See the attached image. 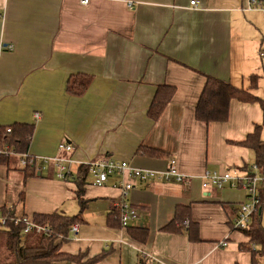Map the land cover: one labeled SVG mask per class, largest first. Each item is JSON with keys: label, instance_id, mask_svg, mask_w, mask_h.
Instances as JSON below:
<instances>
[{"label": "crops", "instance_id": "0c3cea01", "mask_svg": "<svg viewBox=\"0 0 264 264\" xmlns=\"http://www.w3.org/2000/svg\"><path fill=\"white\" fill-rule=\"evenodd\" d=\"M248 6V0H0V126L32 124L30 156L69 155L72 173L106 156L155 171L175 159L186 179H130L127 200L137 217L122 227L115 178L101 186L89 178L79 213L75 183L57 179L53 165L27 177L18 159L0 162V212L80 216L78 231L69 229L60 245L80 261L53 264H89L102 252L95 264H251V251L241 247L249 238L232 228L244 190L203 188L202 175L253 163L252 151L238 142L255 124L263 125V137L262 108L231 99L227 120L208 124L194 113L207 76L247 87L257 74L254 92L264 99L263 15ZM79 73L90 84L82 95L69 94L68 78ZM161 84L174 92L153 120L147 109ZM63 142L71 153L58 149ZM186 206L179 230H163ZM129 226L145 228V241L133 238Z\"/></svg>", "mask_w": 264, "mask_h": 264}, {"label": "trees", "instance_id": "16d2710c", "mask_svg": "<svg viewBox=\"0 0 264 264\" xmlns=\"http://www.w3.org/2000/svg\"><path fill=\"white\" fill-rule=\"evenodd\" d=\"M259 76L252 74L249 77V85L247 87L236 86L227 81L217 79L212 76L206 77V82L195 106V118L198 121L208 124L210 122L226 121L228 117L229 102L236 99L241 102L259 103L263 111L264 124V99L257 95L254 91L257 89ZM90 78L86 74L71 75L68 78L66 90L72 95H82L90 84ZM174 92V87L161 84L156 88V92L147 109V115L156 120L162 114L164 108L169 103ZM10 128V132H7ZM33 125L27 123H14L9 126H0V148L9 145L18 153H27L31 135L33 133ZM263 125L255 124L253 131L238 144H241L253 153V163L260 168H264V135L261 137ZM144 152L153 156L163 155V151L151 148H144ZM10 156L0 155V162L9 165L12 160ZM247 166V165H245ZM25 176L35 175L32 166L22 168ZM87 165L83 164L72 173L70 180L76 185L75 199L78 201L81 213L86 206L85 185L88 177ZM259 210L251 217L250 223L239 229L245 236L249 238L246 245L241 244L243 249L251 251V264H264V191L262 192ZM176 210L175 216L162 229L167 231L179 230L175 223L179 225L185 218L189 217V208H181V213ZM1 213L13 216L11 209H3ZM185 214V215H184ZM35 223L47 227V231L31 232L22 235L23 224L15 223L12 219H8L4 226H0V248L4 254H0V264H53L54 261L60 259H74L80 261V255H68L60 251V245L67 240V232L69 226L78 220L79 215L67 216L60 210L52 213H35L31 216ZM119 220V218H118ZM120 223V221H119ZM129 234L139 241H145L147 230L140 227L128 228ZM255 248H251V245ZM104 252L88 261L89 264L101 260Z\"/></svg>", "mask_w": 264, "mask_h": 264}, {"label": "built area", "instance_id": "2783aa9c", "mask_svg": "<svg viewBox=\"0 0 264 264\" xmlns=\"http://www.w3.org/2000/svg\"><path fill=\"white\" fill-rule=\"evenodd\" d=\"M88 0H81V3H87ZM195 4V1H191ZM248 7L258 8L263 15L264 23V5L262 0H248ZM259 57L264 59V43L259 50ZM39 114L36 113L35 117ZM10 132V128H7ZM59 148L67 154L71 153L72 146L69 143H60ZM0 155L10 156L18 159L20 167L32 166L34 171H41L46 165H53L55 172L54 176L63 181H69L71 178V157L59 154L56 156L35 157L30 156L28 153H18L14 151L9 145H4L0 148ZM88 169V177L90 183L93 185L101 186L106 185L109 179H116V187L119 190V199L116 203V209L119 216L120 225L127 227L130 221L137 217L136 210L127 200L129 192L133 189L134 185L130 179L137 181L146 180H160L164 182L176 181L184 182V176L179 172L175 159H170L168 167L164 171H155L151 169H142L132 166L125 160L114 159L106 156L97 159H91L85 163ZM203 188L221 189L223 187H237L245 192V199L239 204L237 213L232 221V228L242 229L246 227L254 213L259 210L264 191V168H260L257 164L252 163L247 166L238 168L220 170H205L203 172ZM12 219L15 223L20 222L23 224L22 235H27L31 232L47 231V227L35 223L28 215L8 216L0 212V226H4L8 219ZM70 231L77 232L78 225L73 223L69 226ZM225 245V242H223Z\"/></svg>", "mask_w": 264, "mask_h": 264}, {"label": "rangeland", "instance_id": "374dc122", "mask_svg": "<svg viewBox=\"0 0 264 264\" xmlns=\"http://www.w3.org/2000/svg\"><path fill=\"white\" fill-rule=\"evenodd\" d=\"M261 80L263 81V84H264V77H262V78L260 79V81H261ZM63 143H65V142H63ZM58 149H59V150H61L59 147H58ZM61 151H62V150H61ZM40 156H42V157H43V156H47V155H40ZM15 159H16V158H15ZM0 254H4V252H3V249H2V248H0Z\"/></svg>", "mask_w": 264, "mask_h": 264}]
</instances>
